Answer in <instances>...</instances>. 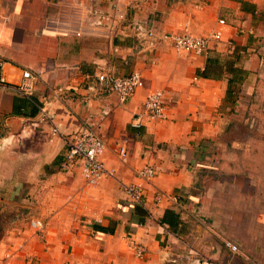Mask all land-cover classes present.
<instances>
[{"label":"crops","instance_id":"0c3cea01","mask_svg":"<svg viewBox=\"0 0 264 264\" xmlns=\"http://www.w3.org/2000/svg\"><path fill=\"white\" fill-rule=\"evenodd\" d=\"M70 1L0 0V56L10 83L0 86V264H193L199 256L264 264V0H121L116 11L99 0L123 14L112 38L43 32V18ZM135 21L157 34L219 29L221 39L206 55L176 52L167 40L138 44ZM102 68L136 70L142 85L120 101L99 85ZM22 69L37 74L31 94L14 88ZM158 89L166 118L132 126ZM83 123L97 127L102 161L114 170L91 186L78 167L59 170L65 137ZM224 138L250 139V162L221 161ZM122 145L126 162L117 153ZM144 164L156 174L139 180ZM139 181L138 205L121 182ZM166 211L178 217L171 225ZM29 217L45 222L42 233ZM225 239L240 252L231 253ZM132 242L146 248L143 256Z\"/></svg>","mask_w":264,"mask_h":264},{"label":"built area","instance_id":"2783aa9c","mask_svg":"<svg viewBox=\"0 0 264 264\" xmlns=\"http://www.w3.org/2000/svg\"><path fill=\"white\" fill-rule=\"evenodd\" d=\"M99 0H91L85 4L79 0H72L67 5L58 7L52 14H47L43 19L42 31H48L56 35H68L75 37L83 36H103L112 38L115 32L123 29V14L112 15L99 5ZM110 7L116 11L121 0H107ZM67 6V7H66ZM224 23L223 19H219ZM137 39L138 44L155 40H167L176 52H190L198 55H206L212 42L221 39V31L215 29L204 35H196L187 29L183 32H162L157 34L152 26L145 22L135 21L130 26ZM114 31V32H113ZM116 32V33H117ZM4 59L0 56V86L10 84L4 75ZM37 74L30 69H22L19 81L14 84V88L22 94H31ZM100 86L109 88L114 92L120 101H126L133 95L135 90L142 85L141 74L133 70L126 75H113L107 69L102 68L96 74ZM164 91L153 90L148 93L143 102V106L132 116L130 124L134 127H141L145 123L153 120L166 118L165 105L163 102ZM42 120L51 123L52 131L59 133L58 127L54 124L52 114L40 108ZM66 154L59 164V170L63 172L71 171L78 167L85 186L95 185L105 176H114V170L107 168L102 161L104 152V142L97 132V127L90 123H83L78 129L69 133L65 137ZM118 157L126 162L127 151L125 146L118 148ZM156 174V169L150 164L142 165L136 171L139 180H147ZM122 189L128 202L142 204L143 186L139 182H121ZM162 198L161 193L154 196V201L159 202ZM27 222L36 232L42 233L45 222L37 217H29ZM225 246L231 253L240 252L237 244L224 240ZM136 256L144 255L146 248L139 243L131 244ZM193 264H232L229 260L219 261L209 257L199 256L192 260Z\"/></svg>","mask_w":264,"mask_h":264},{"label":"rangeland","instance_id":"374dc122","mask_svg":"<svg viewBox=\"0 0 264 264\" xmlns=\"http://www.w3.org/2000/svg\"><path fill=\"white\" fill-rule=\"evenodd\" d=\"M237 130H239V132H240V131H243L244 128L239 127V129H237ZM233 140L234 141L232 142V144L228 143L230 141V139L225 140V138H224V139L219 140L217 146H221L224 148L221 152H219L218 157L220 158V160L221 161H228V162L233 161V162H239V163L250 162V139L235 138ZM231 146H233V149L230 148Z\"/></svg>","mask_w":264,"mask_h":264},{"label":"trees","instance_id":"16d2710c","mask_svg":"<svg viewBox=\"0 0 264 264\" xmlns=\"http://www.w3.org/2000/svg\"><path fill=\"white\" fill-rule=\"evenodd\" d=\"M165 216H167L168 218H166ZM165 218H166V220H172L171 218H174V220H176L178 217L176 216V214H174L173 212H171V211H166L165 212V214H164V218H163V221H165ZM174 221H171V222H169L170 223V225H171V223H173Z\"/></svg>","mask_w":264,"mask_h":264}]
</instances>
